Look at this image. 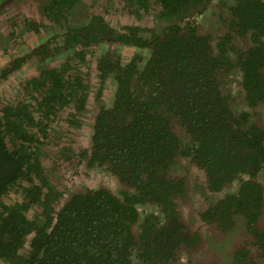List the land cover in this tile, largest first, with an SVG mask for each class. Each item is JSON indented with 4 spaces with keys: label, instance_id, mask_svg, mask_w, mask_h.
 Here are the masks:
<instances>
[{
    "label": "trees",
    "instance_id": "trees-1",
    "mask_svg": "<svg viewBox=\"0 0 264 264\" xmlns=\"http://www.w3.org/2000/svg\"><path fill=\"white\" fill-rule=\"evenodd\" d=\"M79 1L45 0L43 13L62 30L60 44L49 38L29 55L58 62L25 80V97L0 110V259L175 264L177 250L198 239L196 223L228 232L241 218L257 236L264 222V122L257 111L264 108V0H219L217 10L212 0H118L117 14L127 19L118 28L87 9L86 19L72 23ZM221 5L226 15L217 12ZM23 22L36 32L41 26ZM102 42L116 50L94 61L99 110L90 153L46 155L49 123L61 116L71 122L91 107L85 47ZM233 72L241 76L239 101L228 81ZM77 157L85 159L79 173L102 172L114 189L59 188L44 163L68 168ZM237 183L235 193L208 206L196 188L205 185L209 195ZM184 203L203 204L194 223Z\"/></svg>",
    "mask_w": 264,
    "mask_h": 264
},
{
    "label": "flooded vegetation",
    "instance_id": "flooded-vegetation-1",
    "mask_svg": "<svg viewBox=\"0 0 264 264\" xmlns=\"http://www.w3.org/2000/svg\"><path fill=\"white\" fill-rule=\"evenodd\" d=\"M107 1H109V0H107ZM21 2H22L21 0H0V52H1L0 57H3L1 59H4V60L0 59V84H2L3 82H5V83L9 82V84H13L17 79V78H14V76H18L21 73L20 70L22 69V67H24L25 70L26 69L29 70V68L35 69V71H34L35 74L32 76H29V75H31V74H29L28 75L29 78L38 75L45 68L50 67L51 62L54 61L55 59L47 62V61H45L46 58H44L42 60L41 56L29 55L31 53V51L36 46H38L44 42H47L48 39L52 38V37H54V40L52 41V46L53 45L55 46L56 44H58V42L60 44V40L57 39L55 36L58 33L62 32V30L50 29L48 24H45L43 22H39L37 20L32 19L33 22L41 24L40 29L38 30V32H36V31H33V30L28 28L27 31H29L31 33L33 32V34H36L38 36H40L41 34H44L42 37L37 38V41L34 44H30V45L26 44L27 46L25 45L26 46L25 48L23 47L24 45H21V47H23V48H21V47H17L21 43H16L15 47H17V49H14L15 48L14 46H12V47L1 46V44L7 43V40L5 39L4 33H3V32H5L4 24H7V22L2 21V19H3L2 17H6V12L11 11L14 8L16 9V11H18V5H22ZM111 3H112V1H111ZM42 4L44 6L45 0L42 1ZM74 7L75 8L72 10V13L69 15V19L72 23L75 22L74 19L71 18L73 11H75L78 7H82L83 11L88 9V6L85 5L83 0H80L79 2H77ZM21 11H23V10L21 9ZM218 12L220 14L226 15V11L224 8H222V5L219 7ZM83 13H85V12H83ZM92 13L101 14L105 17V15L102 13H96L95 11H92ZM16 14H17V16H19L18 13H16ZM84 16L86 19L87 18L86 14ZM44 17L46 18L47 21H49L48 22L49 24H51L53 26L57 25V24H54L53 22H51L45 14H44ZM6 20H7V18H6ZM23 21H22V25H24ZM78 21H80V19ZM57 26L55 28H57ZM112 27H114V26H112ZM21 36H22V34H20L16 38V40L22 41ZM19 37H21V38H19ZM9 42H10V40H9ZM96 47H100L101 50L98 52L95 51ZM85 48L87 49V54H86L87 59H88V55L90 53H92L94 51L96 52V59L90 60L91 65L92 64L94 65V61L97 60L99 55L104 50L112 49L113 51H115L116 45L110 44L108 42H102V43H99L96 45H90L89 47L86 46ZM120 55H121V51H120ZM21 56H26L25 61L24 62L21 61L20 63H16L13 66V68H11V65H13V63L11 64V62L13 60L21 57ZM4 68H7L6 71H3ZM94 75L97 78V76H98L97 69H95ZM240 79H241V76H240ZM25 80H27V79H25ZM25 80L21 79L20 83L15 82L17 84V86L15 88H13L11 91H8V92L5 91L6 92L5 94L1 90L4 86H2V88H0V101H2V103L0 104V110H1L2 106L6 105V104L11 105V103L15 102L18 98L22 97L21 93H20V89H22V85H23ZM239 80L237 82H239ZM97 82H98V78H97V80H95V83H97ZM237 82H235V83H237ZM110 84H111V81L110 80L107 81L106 85H110ZM97 87H98V83H97ZM105 89L102 91V96L104 94ZM102 96H101V99H102ZM102 101H103V99H102ZM95 104L96 103L94 102V104L92 106L95 108V110H96V108L99 110L98 105H95ZM94 108H93V111L91 112V118H90V121L87 125V128L90 131V140H89L88 144L85 142L84 145H79L78 142H76V144H71V147L68 146L70 150L86 149V152L90 153L89 149L91 147V136L93 134V123H94V118H95V115L97 112V110L94 111ZM80 117L83 119L84 113L81 114ZM262 120H263L262 122H264V119H262ZM76 126H78V125L76 124ZM46 144H47V142L45 141L43 146ZM63 148L67 149V147H63ZM45 151H46V149H43V152H45ZM77 158H79L80 164L83 167L85 165V159H83L82 157H77ZM181 167L184 168L185 166L183 164H180L179 168H181ZM262 177H263V179L259 180V181L264 183V176H262ZM196 188L198 191L201 192V196L203 198V201L205 202L204 204H206L208 206V204L209 205L213 204L222 195L224 196L227 193H235L238 189V183H237V185L236 184L227 185L222 190H220L218 192H210L209 195H206L205 185H203V186L197 185ZM202 205L198 206V207H191V208L187 207V209L186 208L184 209L188 212V214L190 216V220H192L193 223L195 222V220H198L199 210L201 208H203ZM181 208H183V207H181ZM238 219H241V218H238ZM237 225H241V226H239L240 229L238 231L235 230V228H236V223H235V228L232 231L223 232L220 228H217L214 224L208 225V224L203 223L202 226H199V223H196L194 226L191 227V229H192V233L194 231L197 232L198 239L194 243L193 242L190 243L193 245H190V246L185 245V247H183L184 250L181 251L180 249H178L177 250V258H175L173 260V263L176 262L175 264H177L178 262H180L181 264H264V222L259 219V222H258V233L259 234H257L258 237L255 236V234L249 233L246 230V228L244 227L245 225H244L243 219L240 223L238 222ZM260 236H262L263 238H259ZM221 246L224 249H220Z\"/></svg>",
    "mask_w": 264,
    "mask_h": 264
},
{
    "label": "rangeland",
    "instance_id": "rangeland-1",
    "mask_svg": "<svg viewBox=\"0 0 264 264\" xmlns=\"http://www.w3.org/2000/svg\"><path fill=\"white\" fill-rule=\"evenodd\" d=\"M22 5H18V11H16V9H12L11 11L6 12V17H2V21H6L7 24H4L5 28V32L4 33V37L7 40V43H3L1 44V46H7V47H12V46H16V43H21L19 44L17 47H21V45H24L23 47L25 48L28 44H34L37 41V38L42 37L44 34H41L40 36L33 34V32H29L27 31L28 27L27 25H22V21L25 19H33V20H37L39 22H43L45 24H48V26L50 27V29H60L59 26L55 25H51L49 24L46 20V18L44 17L43 14V4L42 1L44 0H21ZM85 5L88 6V11H95L96 13H102L105 15L106 19L108 20V22L114 26L117 27L119 25H121L122 22H125L127 19L123 16H120L117 14V10L119 9L120 5L118 3V0H83ZM112 1V3H111ZM219 0H213L212 1V7L215 8L217 10V2ZM21 9L23 11H21ZM219 11V9H218ZM217 11V12H218ZM83 9L82 7H78L75 11H73L72 17L74 19L75 22L73 23H77L78 20L80 19V22H82L85 19V13H83ZM19 14V16H17V14ZM213 12H211L212 14ZM216 14V13H215ZM18 17V18H17ZM7 18V20H6ZM22 20V21H21ZM20 21V22H19ZM21 23V24H20ZM154 22H150L149 24H153ZM211 23V22H210ZM57 26V28H55ZM212 29V28H211ZM22 34V41L16 40V38ZM19 37V38H21ZM10 40V42H9ZM26 45V46H25ZM17 47H15L14 49H17ZM21 47V48H23ZM101 48L100 47H96L95 51H100ZM92 52L88 55V60H89V69H88V77H90L89 79L91 83H93L92 87L90 88V92L88 94V96H90V98L87 100V104L86 105H91V107L87 108L85 110L84 113V118L82 119L80 116H76L71 118V122L68 121L65 118H63L62 116L59 117L58 119L53 120L52 122L49 123L48 125V136L46 139H44V141L47 142L46 145L43 146L44 149H46L45 153L46 155H50L51 153H54V151H60L62 149H64L63 147H67L69 149V147H71V144H76V142H78L79 145H84V143L86 142L88 144L89 140H90V131L87 128V125L90 121L91 118V112L93 111V104H94V92L95 90H97V83H95V80H97L96 76L94 75L95 72V68L94 65H91V61L90 60H95L96 59V52ZM127 50L126 49H122L121 50V56L125 57ZM1 53V52H0ZM1 56V54H0ZM6 56V55H5ZM3 57H0V59ZM125 59V58H124ZM4 60V59H1ZM58 61H52L50 64V67L55 65ZM24 69V70H23ZM21 73L18 76H14V78L16 79V83H20L21 79H28L29 76H32L35 74V69L33 68H29L25 70L24 67H22V69L20 70ZM34 72V73H33ZM33 73V74H32ZM31 74V75H29ZM29 75V76H28ZM234 79L233 82V86H232V92L231 95L233 96L234 99H237V101H239V94L238 92L241 93V89L239 87V85L237 86V84L235 82H237V80L240 79V75L236 72H233L232 75L230 76L229 80L231 83V79ZM13 84H9V82H3L2 84H0V88H2V86H4L1 90L2 92H4V94L6 93L5 91H11L13 88H15L17 86L16 83ZM22 83V82H21ZM235 85V86H234ZM229 87V85H227ZM105 91L104 94L102 96L103 101L107 102L108 101V97L110 96L111 90L113 89L112 86L110 87L109 85H106L105 87ZM20 93L23 96V91L22 89H20ZM2 103V101H0V104ZM12 104V103H11ZM234 104V105H233ZM233 106L236 107L237 103L235 101H233ZM257 111H260V119H264V108H258ZM63 118V119H62ZM76 124L78 126H76ZM69 146V147H68ZM48 162L51 161V158L48 157ZM74 160V161H73ZM44 165H47V169L49 172V176L52 177V179L55 181L56 185L59 186V188L64 189L65 186H70L72 189L75 186H101L104 185L108 188L112 187V190L114 189L113 186H115V184L117 185L116 181L113 179H110L109 177L105 176L102 172L101 174L96 173V172H90L88 174V176L86 175V173H83V171L81 173H79V158H73L71 159V161L69 162L68 168H67V164L65 165L64 162L59 164L57 169H52L51 170V165H49L48 163H44ZM83 168V167H82ZM84 169V168H83ZM72 170H76L77 172L74 174H68L67 171H72ZM85 170V169H84ZM110 179L111 181L108 182L107 179ZM197 179H199L198 177H196ZM263 177L260 176L259 180H262ZM11 196V195H10ZM6 197L5 201L6 202H12V196L11 197ZM188 206L187 203L183 204V207L186 208ZM242 219H237L236 220V228L235 230L238 231L240 228L239 226L241 225H237V223L241 222ZM220 249H224L222 248V246L220 247ZM210 250V249H209ZM221 258V257H220ZM0 264H5L0 260Z\"/></svg>",
    "mask_w": 264,
    "mask_h": 264
}]
</instances>
